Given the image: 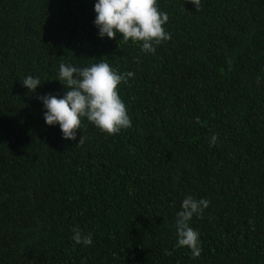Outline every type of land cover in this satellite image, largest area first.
Masks as SVG:
<instances>
[{"label":"trees","instance_id":"16d2710c","mask_svg":"<svg viewBox=\"0 0 264 264\" xmlns=\"http://www.w3.org/2000/svg\"><path fill=\"white\" fill-rule=\"evenodd\" d=\"M94 2L0 0V264H264V0H158L155 54L100 38ZM101 59L134 73L118 85L132 127L85 119L76 144L36 97L63 94L60 63ZM187 195L210 201L198 258L177 246Z\"/></svg>","mask_w":264,"mask_h":264},{"label":"clouds","instance_id":"9594fccd","mask_svg":"<svg viewBox=\"0 0 264 264\" xmlns=\"http://www.w3.org/2000/svg\"><path fill=\"white\" fill-rule=\"evenodd\" d=\"M198 8L200 0H188ZM93 25L100 38L110 39L120 34L124 42L132 40L141 43L142 51L155 54L156 46L171 39L165 30L168 14L158 7V0H95ZM134 75L129 71L119 73L104 60L90 66L77 67L70 63H60L58 80L65 91L62 95L44 93L36 97L42 105V116L48 126H59L63 139L77 141L78 131L86 119L93 126L108 134H118L122 129L132 127L127 107L118 93V85L127 82ZM261 77H257V84ZM43 81L39 77L26 76L22 85L28 92H35ZM85 137L79 136L76 144L82 145ZM218 136L213 134L209 146L216 144ZM210 201L196 199L187 195L181 201L176 213L175 229L177 246L187 247L193 258L201 254L200 233L190 226L193 216H200ZM72 239L75 244L90 246L92 234H84L79 228H73Z\"/></svg>","mask_w":264,"mask_h":264}]
</instances>
